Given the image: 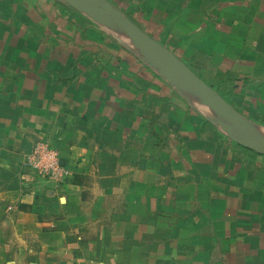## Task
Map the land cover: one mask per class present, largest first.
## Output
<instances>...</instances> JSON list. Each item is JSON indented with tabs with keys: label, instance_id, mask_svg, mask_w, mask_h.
Returning a JSON list of instances; mask_svg holds the SVG:
<instances>
[{
	"label": "crops",
	"instance_id": "crops-1",
	"mask_svg": "<svg viewBox=\"0 0 264 264\" xmlns=\"http://www.w3.org/2000/svg\"><path fill=\"white\" fill-rule=\"evenodd\" d=\"M110 2L264 128V0ZM120 36L62 0H0V264H264V155ZM39 142L63 184L26 167Z\"/></svg>",
	"mask_w": 264,
	"mask_h": 264
},
{
	"label": "water",
	"instance_id": "water-1",
	"mask_svg": "<svg viewBox=\"0 0 264 264\" xmlns=\"http://www.w3.org/2000/svg\"><path fill=\"white\" fill-rule=\"evenodd\" d=\"M94 22L114 28L127 37L148 62L171 85L196 96L222 121H212L220 128L235 125L239 137L225 133L235 143L264 155V137L255 124L227 102L213 87L198 77L178 56L155 38L149 36L109 0H62Z\"/></svg>",
	"mask_w": 264,
	"mask_h": 264
},
{
	"label": "built area",
	"instance_id": "built-area-1",
	"mask_svg": "<svg viewBox=\"0 0 264 264\" xmlns=\"http://www.w3.org/2000/svg\"><path fill=\"white\" fill-rule=\"evenodd\" d=\"M26 167L54 185L63 184L67 177L58 150L47 142H39L34 146L32 154L27 158Z\"/></svg>",
	"mask_w": 264,
	"mask_h": 264
},
{
	"label": "rangeland",
	"instance_id": "rangeland-1",
	"mask_svg": "<svg viewBox=\"0 0 264 264\" xmlns=\"http://www.w3.org/2000/svg\"><path fill=\"white\" fill-rule=\"evenodd\" d=\"M109 1H112V0H109ZM108 29H110L116 36H118V37H121L120 35H122V34H120L119 32H117L114 28H111V27H107ZM122 36H124V35H122ZM122 38V37H121ZM124 38V37H123ZM131 42V41H130ZM130 44V46H132V47H134V45H133V43L131 42V43H129ZM168 47V46H167ZM176 53V52H175ZM177 56H178V54H176ZM179 57V56H178ZM182 59V58H181ZM182 61L188 66L189 65V63L187 62V60H185V59H182ZM189 67V66H188ZM192 70L197 74V69L196 68H192ZM207 79H208V82H210V83H218V82H220L221 80V82H220V84H217V87H218V85H220L219 86V88L218 89H221V91L223 92V95L225 96V97H230V102L231 103H233L234 105H239L240 104V102H239V99L237 98V97H233V95L230 93V89H231V87H230V85L228 86V85H226V81L227 80H225V78L223 77V75L220 77V76H218V77H216V76H213L212 78L211 77H206ZM202 79V78H201ZM219 80V81H218ZM204 81V80H203ZM227 87L229 88V89H227ZM183 93L193 102V104H194V101L195 100H197V108H198V110H199V113L201 114V115H203V116H205V117H207L208 119H210V120H214V121H222V122H224L225 123V121H223L222 119H220V118H218L214 113H213V111L211 110V109H209V108H207L206 106H204L203 104H202V102L197 98V99H194V95L193 94H191V93H189V92H185V91H183ZM239 110H241V108H239ZM255 127H257V128H259L260 130H262V131H264V128H263V126H260V125H258V124H255ZM222 129V131L224 132V133H227V132H229L230 134H232V135H234V136H236V137H239L240 136V134L238 133V132H240L238 129H237V127L235 126V125H227L226 126V128L225 129H223V128H221Z\"/></svg>",
	"mask_w": 264,
	"mask_h": 264
},
{
	"label": "bare ground",
	"instance_id": "bare-ground-1",
	"mask_svg": "<svg viewBox=\"0 0 264 264\" xmlns=\"http://www.w3.org/2000/svg\"><path fill=\"white\" fill-rule=\"evenodd\" d=\"M261 133H263V132H261ZM263 137H264V135H262Z\"/></svg>",
	"mask_w": 264,
	"mask_h": 264
}]
</instances>
